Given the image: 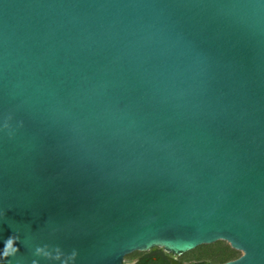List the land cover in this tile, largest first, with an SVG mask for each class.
I'll return each mask as SVG.
<instances>
[{"label": "water", "instance_id": "obj_1", "mask_svg": "<svg viewBox=\"0 0 264 264\" xmlns=\"http://www.w3.org/2000/svg\"><path fill=\"white\" fill-rule=\"evenodd\" d=\"M8 240L0 264H264V0H0Z\"/></svg>", "mask_w": 264, "mask_h": 264}, {"label": "flooded vegetation", "instance_id": "obj_2", "mask_svg": "<svg viewBox=\"0 0 264 264\" xmlns=\"http://www.w3.org/2000/svg\"><path fill=\"white\" fill-rule=\"evenodd\" d=\"M124 264H199L184 254H174L164 248L154 247L147 251H136L125 257ZM206 264V263H205Z\"/></svg>", "mask_w": 264, "mask_h": 264}, {"label": "trees", "instance_id": "obj_3", "mask_svg": "<svg viewBox=\"0 0 264 264\" xmlns=\"http://www.w3.org/2000/svg\"><path fill=\"white\" fill-rule=\"evenodd\" d=\"M241 256L242 253L233 249L227 242L218 241L206 252V256L194 260L198 261L199 264H223L236 260Z\"/></svg>", "mask_w": 264, "mask_h": 264}, {"label": "rangeland", "instance_id": "obj_4", "mask_svg": "<svg viewBox=\"0 0 264 264\" xmlns=\"http://www.w3.org/2000/svg\"><path fill=\"white\" fill-rule=\"evenodd\" d=\"M213 245H214V243L201 245V246L197 247L196 249L187 252L186 255L190 256L193 259L206 256V252L208 250H210L211 246H213Z\"/></svg>", "mask_w": 264, "mask_h": 264}, {"label": "snow or ice", "instance_id": "obj_5", "mask_svg": "<svg viewBox=\"0 0 264 264\" xmlns=\"http://www.w3.org/2000/svg\"><path fill=\"white\" fill-rule=\"evenodd\" d=\"M15 251H16V249L13 247L12 241L11 240H8L6 242L5 249L3 251H0V256H6L10 252H13L14 253Z\"/></svg>", "mask_w": 264, "mask_h": 264}]
</instances>
